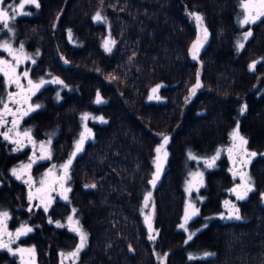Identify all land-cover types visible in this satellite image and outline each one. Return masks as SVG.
<instances>
[{
	"label": "trees",
	"instance_id": "obj_1",
	"mask_svg": "<svg viewBox=\"0 0 264 264\" xmlns=\"http://www.w3.org/2000/svg\"><path fill=\"white\" fill-rule=\"evenodd\" d=\"M240 2L39 0V8L29 5V15L16 17V39L39 53L31 74L57 75L66 85L59 99L56 84L45 86L34 97L42 107L23 117L21 127L34 139H52L51 161H38L33 172L70 158L81 113L103 117L92 122L91 138L72 158L68 199L50 204L28 199L30 186L9 172L27 152L16 153L0 135V206L9 210L10 227L33 229L18 242L36 247L37 264H62V254L76 248L78 236L63 224L71 213L87 234L77 264H264V18L251 24L252 36L237 50ZM194 11L208 31L206 48L195 60L189 51L197 36ZM97 12L106 22L93 19ZM107 35L115 41L111 52L103 47ZM197 73L201 87L189 96ZM157 85L161 99L149 100ZM4 91L0 76V96ZM97 92L103 103L95 102ZM237 124L246 148L257 153L249 166L254 190L236 199L241 219H221L237 181L232 155L222 151L206 170L199 191L205 199L188 222L194 230L189 240L180 227L183 183L193 165L188 153L209 156L227 148ZM163 136L169 137L168 155L153 191L158 232L149 239L143 188ZM160 253L166 254L163 263ZM15 262V255L0 251V264Z\"/></svg>",
	"mask_w": 264,
	"mask_h": 264
},
{
	"label": "snow or ice",
	"instance_id": "obj_2",
	"mask_svg": "<svg viewBox=\"0 0 264 264\" xmlns=\"http://www.w3.org/2000/svg\"><path fill=\"white\" fill-rule=\"evenodd\" d=\"M26 5H34L36 8L40 7L39 0H19V3H17L15 6L9 4L5 6V0H0V31L7 30L8 32H13L14 29L11 26V22L16 19L17 16L20 15H29L30 13L25 12L24 8ZM243 9L242 16L243 18L239 21L241 25H249V24H255L257 21L261 20V18H264V0H241V5ZM190 15L194 18L195 23L197 24L198 28H200V32L197 34L196 39L193 41L191 47H190V54L193 60L198 58V55L200 53V50L203 48L204 44L206 43L208 39V31L207 28L202 27L203 24V17L199 15L198 13H190ZM93 19L96 22H106V18L102 17L100 12H97L96 15L93 17ZM252 36L251 30L245 31L242 40L246 41L248 38ZM69 37L71 38V30H69ZM115 44L114 40L105 39L103 42V47L106 52L112 51V45ZM237 50L244 48V43H242L240 40L237 41ZM23 44H20L19 49H14L12 45L8 41L0 42V49L7 52L9 56L12 57V60L0 58V73L3 74L5 79L6 85H15L16 89L18 91L16 92H8L7 95V102H5V97L0 96V125H6L9 123L7 116H11V124L12 127L9 128L6 132L0 133V135L3 136L4 140H11V136L9 135L10 132H13L18 124H19V118H23L25 116H28L30 113L38 110L42 107L40 104H31L30 100L32 96H35L41 88L44 87L47 83H53V84H63V81L60 80L58 77H54L51 81H47L43 78H41L39 81L34 82L30 78V70H24L23 72H19V66L25 61L30 60L33 64L35 63V60L23 54ZM37 55L39 53L37 52ZM256 61H253L251 64H249V69L252 70L256 66ZM22 78L27 81V85L25 86L24 83H22ZM66 87V85H65ZM161 87V85H157L152 89V95L148 97L149 100H160L161 97L157 95L158 89ZM201 87L200 82V75L199 73L196 74V82L195 84L189 89V96H195L197 93V90ZM60 98L59 92L57 93V99ZM97 104L103 103V100L97 92L96 101ZM10 105H15L16 107L13 108ZM27 105V108L24 109L21 106ZM246 105L242 106L240 111L243 113L246 111ZM84 119L88 118V114H84ZM101 121H103V117L99 118ZM17 136H20L21 133L17 132ZM23 137L27 138L29 143H35L30 135L29 130H25L23 132ZM91 129H88L85 127V131L80 134L79 140L76 141L75 144V151H73L70 154V158L61 165V169L63 170V176H58L53 179V181L45 186L46 182L44 180L40 181L41 187L37 189V193L40 194L41 203H44V197H48V203L50 204L52 202V198L50 196L51 192L56 191V188L54 185L59 182L60 187L63 189L59 193L62 199L67 200V192L70 191V189L64 188V181L68 178V172L69 168L72 164V158L76 156L78 152H80L83 149V145L86 139H89L91 137ZM231 137L233 141H239V147L242 151V158H241V165H247L251 162V158L255 157L257 155L256 152H247L246 149H244V145L248 143V141L240 135L239 132V125L237 124V127L232 131ZM163 142L155 148L156 157L154 159L155 163V172L152 174V178L149 181V184H151L153 187H155L156 182L160 179V174L163 170V162L166 160L168 153L165 151V146L169 142L168 136H163ZM13 143L17 144V151L20 150V148H23L25 145L21 142L20 139H16L12 141ZM48 143L50 144L51 141L49 140ZM41 147V154L39 156H36L35 153L33 155L32 163H35L37 160L40 159H50L51 153L50 151L45 150V145L43 142L40 144ZM229 153H232V149L230 148ZM188 156L190 159H197L196 156H194L191 152L188 153ZM219 156V152L215 156H213L211 159H206L204 161V165L207 168H212L215 166V162L217 157ZM243 156H246L247 158H243ZM32 163H29L27 165H21L19 169L13 168L12 169V175L17 180L23 179V173L30 169L32 167ZM55 167V166H54ZM51 171V170H50ZM231 171V170H230ZM47 175V174H46ZM234 176H239L241 183L236 186V188L231 189L235 194V198L237 200H244L250 192L254 190L251 177L241 170L240 172H233ZM192 179L188 182V188L187 191L189 193L192 192L193 189L198 190L199 187L203 184V173H192L191 174ZM25 183H28L31 185L32 178L29 176L28 180L24 181ZM87 187H95V185H90ZM262 197H264V194H261ZM151 197V192H149L144 197V206L148 207V201ZM28 199L31 201L33 199V194L30 192ZM225 207L229 208L227 217H224L223 214H221V219H241L239 215V209L235 205H230L229 201L224 202ZM189 208L191 209V212L189 213ZM48 208L47 205L44 206V211L47 212ZM75 212V209L72 210ZM143 211V209H142ZM199 214V209L195 207L194 204H188L185 208V216H184V224H181L180 227L184 228L185 224L188 220L192 219L194 216ZM9 219V214L7 211H0V249H7L9 253L12 255H16L17 253H20L21 256H23L24 252H29L34 254V249H23V248H17L13 250L11 247L12 243H14L15 240L19 239V237L27 235L28 233L32 232L33 229L30 227H26L25 225H21L20 228H17L15 231V234L12 232H9L7 229V220ZM69 222V227L72 231L78 232L80 235V243L76 247V249L68 253L67 256L75 257L80 250L85 246V242L87 240V235L79 227L76 225L78 224V221L73 220V216L69 215L67 217ZM51 222V221H50ZM145 223L148 226L149 230V239H155V236L151 233L153 232V226H152V218L151 216H145ZM57 225L59 227H63L64 225L59 224L57 222ZM7 236L8 240L5 241L4 237ZM192 237L189 236L188 239L190 240ZM64 255V254H62ZM166 255V254H165ZM213 255L212 253H205V256ZM191 259V257H190Z\"/></svg>",
	"mask_w": 264,
	"mask_h": 264
},
{
	"label": "rangeland",
	"instance_id": "obj_3",
	"mask_svg": "<svg viewBox=\"0 0 264 264\" xmlns=\"http://www.w3.org/2000/svg\"><path fill=\"white\" fill-rule=\"evenodd\" d=\"M17 3H19V0H5V6H7V5H9V4H11V5H13V6H15ZM240 5H241V2H240ZM28 7H29V5H26L25 6V8H24V11L25 12H28L29 13V10H28ZM193 13H198L199 15H201V13H199V12H197V11H194ZM242 13H243V9H242V7L240 6V13H239V20H238V22L243 18V16H242ZM202 16V15H201ZM18 17V16H17ZM203 17V16H202ZM205 18L203 17V24H202V27H205L206 28V23H204L205 21ZM194 22H195V20H194ZM240 23V22H239ZM196 24V23H195ZM197 25V24H196ZM11 26L13 27V29H14V31L13 32H8L7 30H3V31H0V42H3V41H8L11 45H12V47L14 48V49H19V47H20V44H23V54H25V55H27V56H30V57H32L35 61H36V59H37V55L36 54H34V53H32V52H30L27 48H26V44H25V42H23L22 40H18V39H16V36H17V32H16V29H15V26H14V21H12L11 22ZM251 24H249V25H239V28H240V30H238L237 31V33H238V35H237V37H236V44H237V41L238 40H240L242 43H244V45H245V41L244 40H242L241 38H242V36H243V34H244V32L245 31H248V30H251ZM200 32V28H198V26H197V28H196V35L198 34ZM105 39H110V40H113L109 35H107V37L105 38ZM0 58H4V59H8V60H12V57L11 56H9L8 55V53L7 52H5V51H3L2 49H0ZM61 60H62V62H66L67 63V60H66V58L65 57H63L62 56V58H61ZM35 64V63H34ZM32 65H33V63L30 61V60H25L20 66H19V69H18V71L19 72H23L24 70H30V78L34 81V82H37V81H39L41 78H43V79H45V80H47V81H51L54 77H58L60 80H61V78L59 77V76H57V75H51V76H43V77H40V78H36V77H34V75L33 74H31V67H32ZM0 75L3 77V81H4V89H5V91L1 94V96H3V97H5V102H7V93L8 92H16V91H18L17 89H16V87H15V85H6L5 84V77L3 76V74L2 73H0ZM22 83H24L25 84V86L27 85V81L26 80H24L23 78H22ZM50 84H53V83H47V84H45L44 85V87L45 86H47V85H50ZM55 85V84H54ZM44 87L43 88H41V90L42 89H44ZM56 87H57V92H59V91H61L65 86H64V84H56ZM40 90V91H41ZM153 93H151V95H152ZM157 95H159L158 94V92L156 93ZM34 97H36V96H32L31 97V100H30V103L31 104H33V105H35V104H39L36 100H34ZM11 107H13V108H15V105H10ZM22 108H24V109H26L27 108V105H22L21 106ZM84 114H88V118L87 119H84L83 117H84ZM81 119H80V129H79V132H78V135L76 136L77 138L75 139V141H74V146H73V148H74V150H72V151H75V144H76V141L77 140H79V138H80V134L82 133V132H84L85 131V127H87L88 129H91V133L93 134V126H92V122L93 121H95V120H99V116H97V115H94L92 112H90V111H88V112H83V113H81ZM7 119H8V121H9V123H7L6 125H0V133H2V132H5V131H7L9 128H11L12 127V124H11V120H12V117L9 115V116H7ZM17 119H19V124H18V126H17V128L13 131V132H10L9 133V135L11 136V140L13 141V140H16V139H20L21 140V142L25 145L23 148H20V150L19 151H17L16 149H17V147H18V145L17 144H15V143H13V145H12V148H14V150L16 151V153H26L27 152V159L25 160V161H20V160H18V161H15V164L14 165H12V166H10L11 168L9 169V172L12 174V169L13 168H17V169H19L20 168V166L21 165H27V164H29V162H32V154H34L35 153V155L36 156H39L40 154H41V147H40V144H41V142H43L44 143V145H45V150L46 151H50V153H51V157H52V154H53V149H52V139L51 138H49V136L48 137H46V139H42V140H38V139H34V137H33V135H32V133H31V130L30 129H28V128H22L21 127V123H22V121H23V119L24 118H19V117H17ZM25 130H29L30 131V135H31V138H32V140L35 142L34 144L32 143H29V141H28V139L27 138H25V137H23V132L25 131ZM17 132H19V133H21V135L20 136H17L16 135V133ZM92 136V135H91ZM91 138V137H90ZM89 138V139H90ZM89 139H86L85 140V142H84V144L89 140ZM51 141V143L49 144L48 143V141ZM232 149V153L230 154L229 153V149ZM239 148V141H235V142H232L227 148H220V150H218V151H216V152H214L213 154H210L209 156H204V155H195V154H193L194 156H196L197 157V159H195V160H193V159H190L189 158V160H192L193 161V165L191 164L189 167H188V172H187V174H186V178H185V180H184V183H183V187H184V190H185V203H184V208H186V205H188V204H194L195 205V207L196 208H198L199 210H200V208H199V203H200V201H202V200H204L205 199V197L202 195V194H200L199 193V191H200V189L202 188V187H204V185H205V182H206V175H205V173H206V170L208 169L205 165H204V161L206 160V159H211L213 156H215L216 154H217V152H219V156L217 157V159L220 157V155L222 154V151H225V152H227L228 153V155L229 156H231L232 155V166H231V171H232V174H233V172H240L241 170H243L244 172H246L250 177H251V180H252V176H251V173H250V171H249V166H250V164L252 163V162H250L249 164H247V165H244V166H242L241 165V158H242V151H237V149ZM244 149H246L247 150V152H251V151H249L247 148H246V146L244 145ZM253 152V151H252ZM72 153V152H71ZM79 153V152H78ZM77 153V154H78ZM155 156H156V153H155ZM243 158H247L246 156L245 157H243ZM216 159V160H217ZM252 159H253V157L251 158V161H252ZM41 161H45V162H47V161H51L50 159H40ZM166 160H167V158H166ZM166 160H164V162H163V170H164V168H165V164H166ZM64 164V162H58V164H55V163H50V164H47V167H45L44 169H42V170H40L39 172H37V174H28L26 171L23 173V179L22 180H20V181H22V182H24L25 180H28V178H29V176H31V178H32V183H31V185L30 184H28L29 186H30V192L33 194V199L32 200H35L37 203L39 202V204H41V205H44V203H48V197L46 196V197H44V203H41V198H40V194H38L37 193V189L38 188H40L41 187V184H40V181L41 180H44L45 182H46V184H45V186H47L48 184H50L52 181H53V179L55 178V177H58V176H63V170L61 169V165H63ZM55 166V167H54ZM215 166H216V162H215ZM155 163H154V170H153V172H152V174L155 172ZM51 170V171H50ZM162 170V171H163ZM162 173V172H161ZM192 173H203V184L199 187V189L198 190H196V189H193L192 190V192L191 193H189L188 191H187V188H188V182L192 179V176H191V174ZM47 174V175H46ZM160 176H161V174H160ZM14 177V176H13ZM236 178H237V181L235 182V184H234V186H233V188H236V186L238 185V184H240L241 183V181H240V177L237 175V176H235ZM15 178V177H14ZM151 178H152V175H151ZM151 178L147 181V183L145 184V186H144V192H143V196H142V207H141V210L143 209V211H142V217H143V221H145V216H151V218H152V226H153V232L151 233L152 235H154L155 237H156V235H157V230H156V228H155V226H154V221H153V219H154V212H155V210H154V199H153V191H154V187L151 185V184H149V181L151 180ZM161 178V177H160ZM68 179H69V172H68V178L67 179H65V181H64V188H69V181H68ZM159 181V180H158ZM157 181V182H158ZM156 182V183H157ZM25 183V182H24ZM26 184V183H25ZM253 184V183H252ZM156 186V185H155ZM253 186H254V184H253ZM54 187L56 188V191H54V192H51L50 193V196H51V198H52V201H54L55 199H61V200H64V199H62L61 198V196L59 195V193L61 192V191H63V189L60 187V185H59V182H57L55 185H54ZM232 188V189H233ZM149 192H151V197H150V199H149V201H148V207H145L144 206V197L149 193ZM68 193L69 192H67V196H68ZM233 195H235L234 193H233ZM225 201H229L230 202V205H235L236 206V203H237V200H236V198L234 197L233 199H225L224 200V202ZM224 207H225V204H224ZM237 207V206H236ZM226 208V207H225ZM0 211H7L8 212V214H9V219H10V213H9V210L7 209V208H5V207H3V206H0ZM189 213L191 212V209L189 208ZM228 211H229V208H226V209H224L223 211H222V213H220L219 215L221 216V214H223L224 215V217H227V215H228ZM69 215H72L73 216V220L74 221H77V219H76V216L75 215H73L72 213L71 214H69ZM68 215V216H69ZM67 216V217H68ZM184 216H185V209H184V213H183V215H182V217H181V223H180V225L181 224H184L185 223V221H184ZM195 217V216H194ZM9 219L7 220V229H8V231L9 232H12L13 234H15V231H16V229H13L12 227H10V225H9ZM190 220H188L187 221V223L185 224V227L183 228L186 232H187V235H188V237L189 236H192L193 235V233H194V230H190L189 229V227H188V222H189ZM63 224H67V227H68V229H69V231H71L72 232V230H71V228L69 227V222H68V219L66 218L65 219V221L63 222ZM146 224V223H145ZM26 227H30L31 228V226L30 225H25ZM77 227H79L80 229H81V231H83L84 233H86L85 232V230L83 229V228H81V226H80V224L78 223L77 225H76ZM146 227H147V229H148V226H147V224H146ZM17 228H20V227H17ZM74 232V231H73ZM148 232H149V230H148ZM75 234L78 236V240H77V243H76V247L79 245V243H80V235H79V233L78 232H75ZM87 235V234H86ZM20 238V237H19ZM4 240L5 241H7L8 240V237L7 236H5L4 237ZM86 243H87V240H86V242H85V246H86ZM84 246V247H85ZM11 247L13 248V250H15V249H17V248H23V249H34V254H32V253H29V252H24L23 253V256H21V254L20 253H17L16 255H15V259H16V262H15V264H37V262H36V256H35V254H36V247H34V245L33 244H29V245H23V244H20L19 242H18V239L17 240H15L14 241V243H12V245H11ZM83 247V248H84ZM83 248L81 249V250H83ZM76 248H74V249H72V251H67V252H65V253H63L64 255H62V257H63V262H62V264H77L76 263V261H77V258L79 257L78 255H79V253L75 256V257H71V256H67V254L68 253H71V252H73L74 250H75ZM1 250H5V251H7V249H0V251ZM80 250V251H81ZM165 257H166V255H163V254H159L158 255V259H159V261L161 262V263H163L164 262V259H165ZM164 264V263H163Z\"/></svg>",
	"mask_w": 264,
	"mask_h": 264
},
{
	"label": "flooded vegetation",
	"instance_id": "obj_4",
	"mask_svg": "<svg viewBox=\"0 0 264 264\" xmlns=\"http://www.w3.org/2000/svg\"><path fill=\"white\" fill-rule=\"evenodd\" d=\"M0 76H1V75H0ZM2 78H3V77H2ZM15 107H16V106H15ZM5 132H6V131H5ZM9 142H10V145H11V147H12V145H13L12 140H9ZM31 144H32V143H31ZM12 150L15 151L14 148H12ZM32 155H34V154H32ZM32 158H33V156H32ZM38 161H41V160H37L35 163L29 162V163H32V167L26 171L29 175H30V174H34L33 169H34V167L36 166V163H37ZM0 183H1V180H0ZM29 193H30V188H29ZM45 197H46V196H45ZM55 200H56V199H55Z\"/></svg>",
	"mask_w": 264,
	"mask_h": 264
},
{
	"label": "water",
	"instance_id": "obj_5",
	"mask_svg": "<svg viewBox=\"0 0 264 264\" xmlns=\"http://www.w3.org/2000/svg\"><path fill=\"white\" fill-rule=\"evenodd\" d=\"M196 37H197V36H196ZM196 37L193 39V41L196 39ZM193 41H192V43H193ZM192 43L190 44V47H191ZM205 48H206V43L204 44L203 48L200 50V53H202V52L205 50ZM200 53H199V54H200ZM190 57H191V54H190ZM198 57H199V56H198ZM238 150H241L240 147L238 148ZM243 157H245V156H243Z\"/></svg>",
	"mask_w": 264,
	"mask_h": 264
}]
</instances>
